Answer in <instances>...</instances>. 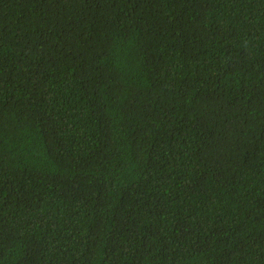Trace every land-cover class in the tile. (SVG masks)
Instances as JSON below:
<instances>
[{
	"label": "trees",
	"instance_id": "trees-1",
	"mask_svg": "<svg viewBox=\"0 0 264 264\" xmlns=\"http://www.w3.org/2000/svg\"><path fill=\"white\" fill-rule=\"evenodd\" d=\"M0 264H264V0H0Z\"/></svg>",
	"mask_w": 264,
	"mask_h": 264
}]
</instances>
